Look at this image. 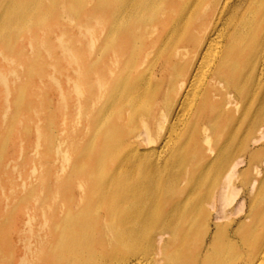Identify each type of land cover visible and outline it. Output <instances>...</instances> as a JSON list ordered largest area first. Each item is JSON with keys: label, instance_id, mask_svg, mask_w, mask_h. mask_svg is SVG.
<instances>
[{"label": "bare ground", "instance_id": "bare-ground-1", "mask_svg": "<svg viewBox=\"0 0 264 264\" xmlns=\"http://www.w3.org/2000/svg\"><path fill=\"white\" fill-rule=\"evenodd\" d=\"M235 260L264 264V0H0V264Z\"/></svg>", "mask_w": 264, "mask_h": 264}, {"label": "rangeland", "instance_id": "rangeland-1", "mask_svg": "<svg viewBox=\"0 0 264 264\" xmlns=\"http://www.w3.org/2000/svg\"><path fill=\"white\" fill-rule=\"evenodd\" d=\"M73 32L77 34V29H74ZM52 37H54V35ZM67 38H68V34L64 36V40ZM82 41L83 39L81 38L80 42L78 41L73 42L71 48L77 49V47H81ZM27 55L30 59H32L33 57H38L39 55L43 57L44 59H48V57L50 56L42 48L39 50L34 49L33 51H27ZM62 55H63L62 52H59L58 50L51 52V56H54V57H60ZM29 65L34 66L33 63H30ZM64 65H65L64 63H60L58 67L62 68ZM70 66H74V64H70ZM21 69H25L24 65H22ZM50 69L52 70V68ZM45 75H46V79H43V83L39 82L37 79L35 80V83L38 86V88H36L34 98L38 102V105L43 109V111L39 115L43 120H47V118L50 117L51 131L55 133L57 139L59 140L66 139L67 135L74 134L77 131V129L80 127L81 123L83 122L82 111L77 109L75 105H73L76 99L80 97V95L75 92V88L78 84L76 83V85L73 87L69 83H66L65 76L58 72L56 73L45 72ZM51 75L60 77L59 79L62 84V94L59 89H56L54 87L52 80L50 78ZM19 83L20 84L26 83V78L22 77ZM63 117H66V118H63ZM34 119L37 120V118L35 117ZM44 123L45 122L43 121L42 124ZM28 144L29 142L27 141L22 142V145L26 147L27 149L26 150L24 148V150L26 151L30 150L31 148L30 147L31 145L30 144L28 145ZM18 145L19 144L17 142V146H15L14 148V153H13L14 155H11V156H14V160L10 162L11 165H13L14 163L21 162L22 156H18V152H17L19 149ZM62 150L64 151L60 153L58 156L60 160L56 159V161H54V164L57 166H59L61 163H65L67 165L70 163V161L74 157H76V154L73 151L66 150L64 148ZM52 160L53 158H50L51 162H53ZM13 172H16V171H13ZM73 191L77 192L79 191V188L77 186H74ZM232 263L240 264L238 260H235Z\"/></svg>", "mask_w": 264, "mask_h": 264}]
</instances>
